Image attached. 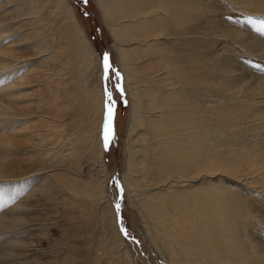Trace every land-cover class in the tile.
Returning a JSON list of instances; mask_svg holds the SVG:
<instances>
[{"label":"bare ground","instance_id":"obj_1","mask_svg":"<svg viewBox=\"0 0 264 264\" xmlns=\"http://www.w3.org/2000/svg\"><path fill=\"white\" fill-rule=\"evenodd\" d=\"M4 2L0 147L11 153L16 142L47 141L43 154L27 155L25 143L26 149H15L38 165L28 176L11 175L0 162V182H16L8 189L0 186V201L9 203L5 212L16 213L8 220L0 216L5 256L17 250L22 264H55L52 240L45 242L41 222L28 224L34 239L18 240L23 229L18 215L31 196L50 198L58 190L74 200L89 241H96L102 252L90 251L89 241L81 243L80 264H136L106 191L109 174L100 136L105 83L92 43L68 0ZM94 2L128 96L121 185L129 205L139 212L149 243L166 264H264V72L256 67H264V35L247 23L250 17H264V0ZM13 24L15 31L4 32ZM59 34L62 44L57 43ZM13 35L17 43L8 38ZM20 46L31 49V55L19 54ZM57 56L61 61L54 65ZM57 73L60 90L67 94L61 109H68L76 128L70 138L63 125L54 123L57 103L49 102L44 129L34 131L26 116L11 112L20 99L26 100L29 92L23 88L54 83ZM68 75L69 88L64 82ZM54 98L56 102L58 95ZM65 158L99 166L97 175L86 183L52 177L49 173ZM255 179L258 185L252 188Z\"/></svg>","mask_w":264,"mask_h":264},{"label":"rangeland","instance_id":"obj_2","mask_svg":"<svg viewBox=\"0 0 264 264\" xmlns=\"http://www.w3.org/2000/svg\"><path fill=\"white\" fill-rule=\"evenodd\" d=\"M5 0H0V5L5 3ZM256 2H259L261 0H255ZM68 3L72 7L75 17L77 19V22L79 23L80 27L82 28L83 32L86 34V37L88 40L92 43V46L94 50L96 51V54L98 58L101 61V54L103 52L109 53V59L112 67L119 71L121 74V71L119 70L117 59H116V52L114 51V48L111 45V37L109 34V31L107 27L104 25L102 17L100 15L99 9L97 5L95 4L94 0H88V3L85 5L81 3V0H68ZM1 13V12H0ZM87 13V15H85ZM45 20V24L47 25V21L50 25V20L46 18V16H43ZM2 19V18H1ZM58 23L61 24V22L58 20ZM15 26V27H14ZM16 30V24H13L10 26V28L5 29L4 32H10ZM59 36H62L61 34L58 35L56 39L58 44H62ZM11 37V38H10ZM8 37L13 41V43H17L16 39L18 36H10ZM7 40V39H4ZM65 44V43H64ZM19 54L23 56L31 55V49H26L25 46L18 47ZM64 55L61 52V59H63ZM60 58L57 56L56 59L53 60L54 65H57L60 63ZM30 68L33 67V65L29 66ZM103 67V64H102ZM29 68V69H30ZM59 73H57V76L54 78L56 79V82L47 84L45 81H39L34 87H26L24 89V93L29 92L26 96V100H19V107L15 106V108L12 109V113L15 114H22L26 116L28 119L25 123L29 125V127L34 130L38 129H44L42 125L46 124L47 118L49 117L48 113L50 112L49 105L54 103L58 104L59 110V117L55 118L53 121L57 125H63L65 135H67L68 138L73 136L74 131H76V128H73V124L71 125L70 118H69V111L68 109H61L60 104H63L66 108V100L67 94H64L61 92L60 88H62L61 81H58L60 79ZM32 81V76L30 77ZM70 76L68 75L67 79L64 81L67 84V88L71 86V82L69 80ZM103 83H105V90L106 88L112 92L113 99L116 100L115 104V115L114 118L111 121L112 129L115 133V139L112 141L109 145V148L105 150V159L104 163L106 165L107 171H108V177H107V189L108 192L107 195L113 205L114 211L116 213L114 202L115 198L118 195V190L113 184L114 178H118L119 182L121 183V175L125 171V161H126V152H125V135H126V129H127V123H128V96L124 89L123 84V78L121 74V86L123 88V98L121 99V95L119 92L116 91V76L109 73V78L105 79L104 69H103V77H102ZM32 83V82H30ZM58 85H57V84ZM54 85V86H53ZM42 87V88H41ZM50 88V89H49ZM56 90V91H54ZM52 91V92H51ZM54 93V94H53ZM105 93V91H104ZM55 95H58V99L56 102ZM59 97H63V99H59ZM48 98V99H47ZM104 123L101 125V131L100 136L102 138V144L104 147V124L106 120V93H105V99H104ZM52 101V102H51ZM50 102V104H49ZM21 103V104H20ZM22 105V106H20ZM53 105V104H52ZM52 109V108H51ZM44 115V116H43ZM61 115V116H60ZM62 120V121H61ZM69 126V127H68ZM41 127V128H40ZM69 128V129H68ZM55 129L53 130V134H55ZM69 131V132H68ZM67 132V133H66ZM58 134H56V139L58 137ZM64 135V136H65ZM46 139L43 140H35L33 142L25 143H14V151L16 148H21L20 146H23L26 149V146L23 144L25 143L27 146V151H30L27 153V155H37V152H41V154L45 153V144ZM64 149V148H63ZM105 149V148H104ZM59 150V148L56 149V151ZM7 153L5 150V147H0V162L4 163L7 167L9 166V171H6L7 173L11 172V175H26L30 174L38 165L35 163V159L33 162V159L26 156V153L23 151H20L17 149L15 153ZM14 153V155H13ZM31 153V154H30ZM66 153V152H64ZM63 153V154H64ZM60 154V153H59ZM62 155V153L60 154ZM51 156V155H50ZM28 158V159H27ZM63 158V157H59ZM62 164V165H60ZM56 170L51 171L49 174H52V177H57L58 175H63L65 177H72L75 178V180L82 181L84 183L89 182L91 179H94L97 175V171L99 169V166H93V164H89L86 162L85 159H82L81 161L76 162V160H66L65 162L60 163ZM53 165H56L53 163ZM57 174V175H56ZM62 176V177H63ZM51 177V178H52ZM48 179L47 181L53 182V179ZM0 181H3L0 179ZM257 179L252 180L251 183H253L250 187L255 188L258 184H255ZM10 183V184H8ZM4 184L3 182H0V186H4L5 189H8L10 186L15 187L16 182L11 181ZM39 185V184H34ZM10 190H6L8 193ZM22 191V190H21ZM27 191V190H26ZM58 190H56L57 193ZM46 192V191H45ZM59 192V191H58ZM24 194V191L21 192ZM44 193V191H43ZM55 191L51 193V197L44 196L42 194V197H38L35 199L36 196H31L29 200H26L25 203V210L23 213H20L18 215V222H20V225L18 227L22 229V235L18 237L19 241L22 243H28L32 239H34L36 236L34 234L28 235L29 231L28 224L31 222H41V225H43L44 228V238L45 242L52 240L53 249H54V259L55 264H80L81 258L79 257V252L83 251V246L81 243H87L89 241L88 233H86L85 226L83 225V216L81 215L82 212L78 213V210L76 209L77 206L74 204V200H71L70 196L66 193H57ZM56 194V195H55ZM15 195L17 193L15 192ZM18 196H15L14 201H17L16 199ZM70 197V198H69ZM35 200H34V199ZM39 198V199H38ZM12 200V199H11ZM64 200L68 203V205H64ZM121 203V209H120V221H119V230L121 233V222L123 224V227L128 231L129 235L125 236V234H121L122 238L126 241L128 244L129 251L133 255L134 261L136 264H166L158 255V253L153 249L151 244L149 243L145 231L143 228V223L141 220V217L139 215V212L132 206L129 205L127 198L125 196V192H123V200L120 201ZM9 203H4L0 201V216L6 217V219L11 218L13 216H16L14 211H6V208H8ZM71 206V207H70ZM76 206V207H75ZM70 208V209H69ZM74 208V209H73ZM82 216V217H81ZM117 216V213H116ZM7 219V220H8ZM13 222V221H12ZM25 224H23V223ZM35 222V223H36ZM43 223V224H42ZM49 224V225H48ZM81 227H80V226ZM1 227V226H0ZM81 228L82 230L78 229ZM42 228V229H43ZM85 228V229H84ZM24 230V231H23ZM79 231V233L82 235L75 236V234ZM24 232V233H23ZM4 233L0 231V234ZM35 233V232H33ZM36 234V233H35ZM87 234V235H85ZM24 235V236H23ZM18 236V235H17ZM87 236V237H85ZM46 237L48 240H46ZM79 237V239L77 238ZM5 240L2 236H0V264H6L8 262L12 264H16L14 256L17 258V262H21L18 258L19 255H22V251L13 250L8 254V256H5L4 254V248L1 246V242ZM95 240V239H94ZM4 243V241L2 242ZM96 241H89L86 247L90 249V251H96L97 253H102L98 249V246L96 245ZM56 247V248H55ZM80 250V251H79ZM7 252V253H8ZM11 255H14L10 257ZM17 255V256H16ZM5 256V257H4ZM19 256V257H18ZM56 256V257H55ZM8 257V259H7ZM10 258V260H9ZM65 258V259H64ZM51 260V261H52ZM58 260V261H57ZM7 261V262H5Z\"/></svg>","mask_w":264,"mask_h":264},{"label":"snow or ice","instance_id":"obj_3","mask_svg":"<svg viewBox=\"0 0 264 264\" xmlns=\"http://www.w3.org/2000/svg\"><path fill=\"white\" fill-rule=\"evenodd\" d=\"M81 3L87 4L88 0H81ZM87 15V13H85ZM247 23L250 24L257 33L264 35V17L262 18H248ZM101 61L103 64V69H104V74H105V79L109 78V73L111 72L116 76V91L120 93L121 99L123 98V88L121 86L120 80H121V74L119 73L118 70L114 69L110 63L109 59V53L108 52H103L101 54ZM257 70L264 72V67H261L259 65L256 66ZM106 93V120L104 124V148L107 150L109 148V145L112 141L115 139V133L114 130L112 129L111 126V121L114 118L115 115V104L116 100L113 99L112 92L106 88L105 90ZM113 184L118 190V195L115 198L114 202V207L117 213V216L119 218V213L121 209V203L120 201L123 200V186L119 182L118 178H114ZM121 231L125 234V236H128L129 233L128 231L123 227V224L121 222Z\"/></svg>","mask_w":264,"mask_h":264},{"label":"water","instance_id":"obj_4","mask_svg":"<svg viewBox=\"0 0 264 264\" xmlns=\"http://www.w3.org/2000/svg\"><path fill=\"white\" fill-rule=\"evenodd\" d=\"M118 217V216H117ZM119 221H120V215H119V218H118V223H119ZM123 234V233H122Z\"/></svg>","mask_w":264,"mask_h":264}]
</instances>
